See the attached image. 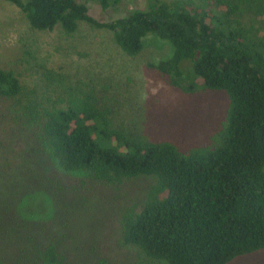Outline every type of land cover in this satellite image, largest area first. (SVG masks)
I'll return each instance as SVG.
<instances>
[{
  "label": "trees",
  "instance_id": "obj_1",
  "mask_svg": "<svg viewBox=\"0 0 264 264\" xmlns=\"http://www.w3.org/2000/svg\"><path fill=\"white\" fill-rule=\"evenodd\" d=\"M7 1L37 30L60 26L71 34L81 22L109 29L132 56L148 35L157 36L171 52L150 67L173 86L228 95L226 119L211 145L189 149L114 126L87 92L25 107L39 122L48 157L63 172L107 184L155 178L141 210L122 221L125 245L165 264H228L264 249V42L235 26L241 0H149L145 9L108 22L78 0ZM91 1L104 10L120 2ZM23 90L15 71L0 67V96L18 99ZM45 255L58 260L55 249Z\"/></svg>",
  "mask_w": 264,
  "mask_h": 264
},
{
  "label": "rangeland",
  "instance_id": "obj_2",
  "mask_svg": "<svg viewBox=\"0 0 264 264\" xmlns=\"http://www.w3.org/2000/svg\"><path fill=\"white\" fill-rule=\"evenodd\" d=\"M78 1L94 18L108 22L145 9L149 0H120L106 10L95 1ZM241 1L235 26L264 42V0ZM144 42L132 56L117 45L111 30L87 22L71 34L60 26L37 30L18 6L0 0V67L15 71L24 86L18 99L0 96L3 264H165L122 239L124 217L141 210L155 178L107 184L83 172H63L48 157L39 122L25 110L34 102L67 101L87 92L116 127L186 149L211 145L226 119L228 95L173 86L150 67L170 54V44L154 35ZM48 249H55L57 261L47 259ZM228 264H264V249Z\"/></svg>",
  "mask_w": 264,
  "mask_h": 264
}]
</instances>
